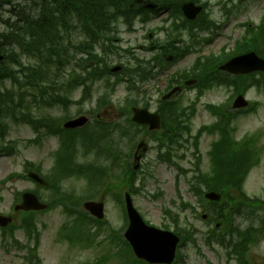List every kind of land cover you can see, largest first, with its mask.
<instances>
[{"label": "rangeland", "instance_id": "374dc122", "mask_svg": "<svg viewBox=\"0 0 264 264\" xmlns=\"http://www.w3.org/2000/svg\"><path fill=\"white\" fill-rule=\"evenodd\" d=\"M208 2L210 5V13L212 19L220 25V30L217 33H207L203 35L204 38L211 39L210 45L202 46L196 52L192 53L186 59L179 61L177 63H172L163 73L160 79L151 82L146 86V90L149 91L150 95L155 98L158 92L163 91L167 85V79L169 76L173 75L176 71L189 69L197 57H209L211 54H218L226 47H229V51L232 50L234 42L239 39L243 33L244 28L243 23L252 22L256 25L260 24L261 19L264 15V0H203ZM221 5L225 6L223 10ZM153 25L156 23H161V20H155L152 22ZM119 34L120 39H122V49L121 57L119 63H127V47H133L140 56H147V53L141 50L142 46H145L144 37H146L145 29L142 28L141 24H136L137 30L135 33H128L126 30L128 28L120 24ZM3 26L0 25V30ZM81 38L80 35H77ZM76 34L75 37L77 38ZM74 37V38H75ZM163 37L160 36V39ZM148 44V43H147ZM128 51V50H127ZM117 60H113L114 65L118 66ZM27 65H36L35 61L28 59L24 60ZM75 66V65H74ZM68 70V69H67ZM78 75H81L80 69H73ZM72 70V71H73ZM69 71V70H68ZM67 73V72H65ZM69 73H73L69 71ZM68 78V73L66 76H62L59 79L66 82ZM114 81L115 79H111ZM60 83V82H58ZM7 91L16 92L18 96V89L11 83L7 82L5 84ZM103 88V90H102ZM126 85L122 84L113 93L107 91L104 85L94 86L93 98L94 101L91 104H86L82 106L72 105L68 111H63L61 109H48L42 108L37 110L35 105H32V101L28 102V106H31L33 113L39 116H53L54 118H74L82 112H86L96 105V98L101 94H109V99L114 101V105L105 108L100 116L106 121H116L117 117H120L119 108L124 107V98L126 97ZM81 94V89L71 91L68 95L69 98L78 100ZM234 91L227 88H215L208 91L199 103H196V117L193 121V128L196 131L202 125H210L213 123L215 118H213L208 111H205L204 106L207 104L212 105H222L228 102L233 96ZM179 98V99H178ZM247 99L252 104H258L259 107L257 111L246 115L239 116L234 120L230 126L234 130V136L236 139H247L253 138L254 136L260 135L257 142V147L260 150V162L250 173L248 180L245 185V190L249 198H259L264 199V92L257 90H249L247 94ZM27 99H25L26 101ZM177 100H182L183 105H187L189 102L195 100L194 91H188L187 93H180L177 96ZM36 110H34V109ZM262 133V134H261ZM35 134L33 130L26 124H14L11 123L9 131V139L16 140L19 142L18 151L13 157H6L0 159V180L5 179L7 176L13 173H23L25 169L26 162H33L36 165L41 166L43 173L49 175L52 167L54 166L55 152L59 147V142L55 138H50L44 140L42 146L29 145L27 141L33 139ZM216 139V137H215ZM211 138H204L201 143V151L203 154V169H208L207 152L210 146ZM149 146L147 154L142 160V172L138 175L139 185L144 182V190L140 192L134 199L137 209L149 220V222L154 225H160L163 222L162 209L173 207L176 209L173 201L176 203L177 195V178L178 174L174 168L168 167L166 164L159 161V156L155 149L154 144L147 143ZM125 149V148H124ZM126 150V149H125ZM93 157L88 159L84 158L81 154V150L78 153L79 162H89ZM187 169H191L192 165L190 161L184 163ZM60 175L61 171L58 172ZM150 175V176H149ZM147 178V179H146ZM189 177L182 178L180 180L179 190L182 195V200L184 202H189L195 204L196 198L191 196L188 191L189 188ZM87 183V184H86ZM60 186L65 190H70L72 192L78 193L81 197L87 198L88 195L92 194V188L89 185L88 180L83 178L79 181L70 179L68 181H63ZM37 187L24 180H18L7 184L5 188L2 189L3 201L0 204V214L5 216L12 215L14 213L13 203L16 200L15 194L23 193L29 190H36ZM100 193L99 190H95ZM162 192V195L159 193ZM42 196L46 200H51L50 192L41 191ZM99 199L105 203V213L106 219L108 220V228L120 230L123 227L122 214L119 210L117 204L110 198H102L103 194H96ZM158 195V196H157ZM153 196H157L154 198ZM170 202H172L170 204ZM198 211L202 214L203 210L200 205L196 204ZM178 212V211H176ZM189 219V223L192 224L197 231V244L187 245L182 249V254L186 257L187 264H228L227 259L224 256L222 250L216 247V251L206 248L204 245V236L209 227V225L201 219L199 216H195L192 212H188L185 215ZM17 226L20 223L21 216L16 214ZM71 219L65 215L63 209L56 208L44 215L37 216V223L39 228L43 232L42 245L39 251L40 259L42 264H87L93 263L98 258L106 254V246H97L95 250L77 248L75 245H70L68 242L62 241L60 239V231L64 225L70 226L69 223ZM237 224L247 223L243 221L242 218H238ZM16 238L21 241L26 242L25 236L22 233H16ZM9 243L13 244V240H4L2 233L0 231V264H27L24 257L25 252L20 251L12 247V244L7 248ZM255 252L252 253L251 259L253 264H264V241ZM198 247V248H197ZM107 264H118L116 261L108 262Z\"/></svg>", "mask_w": 264, "mask_h": 264}, {"label": "trees", "instance_id": "16d2710c", "mask_svg": "<svg viewBox=\"0 0 264 264\" xmlns=\"http://www.w3.org/2000/svg\"><path fill=\"white\" fill-rule=\"evenodd\" d=\"M153 1L158 3L162 9L178 12L181 5L188 0ZM133 3L134 0H0V9L7 6L10 13V16L5 20L0 14V22L5 24L7 29L4 33H0L1 46L5 47L2 49L7 53L10 51L6 60L0 63V117L9 116L12 111H16V109L12 110L16 95L4 92L2 89L6 82L18 86L19 90L25 89V93L18 91L20 100L18 101V116L20 117L18 122H30L31 109L27 106L24 98L26 93L33 92L34 101H39L41 105H51L48 90L54 83L51 76L52 66L71 57V52L65 47L67 45L66 36L70 31H82L89 38L77 47L78 51L88 53L91 59L102 61L103 57L100 58L99 55L94 54L99 39L113 31L112 27L120 18H130L129 5ZM254 42L253 49L264 57V29L260 34L259 42ZM71 45L70 43L69 46L71 47ZM16 48L17 50H15ZM18 48L22 51L23 56L35 60L36 65H25L21 56L18 58ZM245 50H249V48ZM7 61L12 62L14 67L10 68ZM99 73L100 77L95 74L92 75L91 80L109 77L105 70ZM213 79L214 85L218 84L220 76L217 65L213 70ZM59 87L62 89L61 85ZM7 124V121H3L4 142L5 136L8 134L9 126ZM12 144H7L8 151H12ZM216 155H218L217 150ZM221 157L222 153L217 156V165L220 166L216 170L218 173V168H221L220 175H214L212 179L206 180L209 190H221L216 186L226 183L228 178H232L236 182L238 180V184L241 182L239 178L243 172L242 165L245 164L242 159L239 163L235 152L230 153V159L225 163L221 161ZM221 191L226 196L224 191Z\"/></svg>", "mask_w": 264, "mask_h": 264}, {"label": "water", "instance_id": "95a60500", "mask_svg": "<svg viewBox=\"0 0 264 264\" xmlns=\"http://www.w3.org/2000/svg\"><path fill=\"white\" fill-rule=\"evenodd\" d=\"M137 3H142V0H137ZM145 7L154 8V6L148 2L145 4ZM183 9L186 15L191 19H194L201 10L200 8H195L193 4L186 5ZM222 70L227 71L232 74H250L253 72H264V61L258 59L254 54H250L243 58H240V59L238 58V59H235L229 62L226 66L222 68ZM246 106L247 104L246 102H244L243 98H239L236 101L235 108H244ZM145 119H146V116H145V113L143 112L139 113L138 118L137 117L135 118V120L141 124L147 123ZM146 120L148 121V119ZM86 122H87L86 119L85 120L82 119L78 121L76 124L71 123V124H68L66 127L67 128L81 127ZM154 126H155L154 128L158 127L156 125ZM30 177L41 182L37 178V176L33 174H31ZM208 197L215 198L214 195H209ZM19 208H23L24 210H27V211L45 209V207L40 205L37 199L31 195L25 196V203L23 204L22 207H19ZM86 208L95 216L102 218L103 216L102 205L87 204ZM130 216L132 218V227L129 233L127 234V237L129 240L134 242V241H137L138 238L144 237L145 233L138 231L139 228L142 227L139 216L135 212H130ZM9 223H10L9 219L0 217V226L4 227V226H7Z\"/></svg>", "mask_w": 264, "mask_h": 264}]
</instances>
